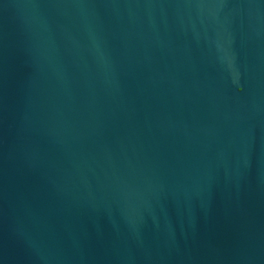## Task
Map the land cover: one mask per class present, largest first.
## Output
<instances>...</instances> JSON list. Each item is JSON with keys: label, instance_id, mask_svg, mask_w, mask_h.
Segmentation results:
<instances>
[{"label": "water", "instance_id": "95a60500", "mask_svg": "<svg viewBox=\"0 0 264 264\" xmlns=\"http://www.w3.org/2000/svg\"><path fill=\"white\" fill-rule=\"evenodd\" d=\"M0 264H264V0H0Z\"/></svg>", "mask_w": 264, "mask_h": 264}]
</instances>
